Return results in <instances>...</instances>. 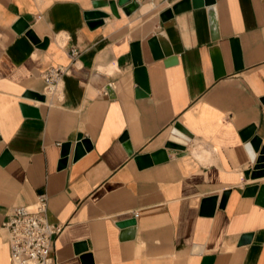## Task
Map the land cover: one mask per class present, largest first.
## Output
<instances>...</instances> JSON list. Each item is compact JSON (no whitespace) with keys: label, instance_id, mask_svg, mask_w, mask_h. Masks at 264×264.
Here are the masks:
<instances>
[{"label":"crops","instance_id":"1","mask_svg":"<svg viewBox=\"0 0 264 264\" xmlns=\"http://www.w3.org/2000/svg\"><path fill=\"white\" fill-rule=\"evenodd\" d=\"M137 1L0 0V264L4 222L39 194L55 264H264V166L246 147H264V0H189L166 20L184 0Z\"/></svg>","mask_w":264,"mask_h":264},{"label":"built area","instance_id":"2","mask_svg":"<svg viewBox=\"0 0 264 264\" xmlns=\"http://www.w3.org/2000/svg\"><path fill=\"white\" fill-rule=\"evenodd\" d=\"M77 54V50H71V56ZM63 72L61 68H51L43 75L47 94L59 92ZM46 212L45 194L37 195L31 204L12 209L3 225L7 229L11 264H55L51 252L60 227L47 221Z\"/></svg>","mask_w":264,"mask_h":264},{"label":"water","instance_id":"3","mask_svg":"<svg viewBox=\"0 0 264 264\" xmlns=\"http://www.w3.org/2000/svg\"><path fill=\"white\" fill-rule=\"evenodd\" d=\"M215 0H204V3L206 5H211L214 3ZM110 7L111 10L114 12L115 11V3L114 1H110ZM118 4L122 6V9L125 13L129 14L132 12L134 9H136L139 6V2L137 0H118ZM190 7L189 0H184L181 1L180 3L174 5L172 9H169L165 11L162 15L161 18L166 20L169 17L172 16L173 13L180 12L182 10H185ZM106 16V13L103 11L99 10H91L85 12V18L89 20V24L91 26H97L102 23L103 18ZM28 27L27 22L24 19H19L18 22L15 25V29L18 33L24 31ZM157 39L159 40L161 46H162V52L160 53L159 50H157V45L154 44V40L149 42V45L151 46V49L153 50L154 56H159L161 54H169L170 49L167 47V44L163 40V36H158ZM132 52H133V57L134 61L136 64L135 68V79L136 83L138 85V88L136 89V96H145L146 91H147V79L145 75V70L143 67H141V59H140V49H139V44L138 43H133L132 45ZM233 56L234 58L239 61L240 60V52L238 48V44L236 41L233 42ZM36 99L43 100L44 96L43 95H38L34 94ZM264 101V98H263ZM35 112V111H34ZM35 113H33L34 115ZM247 138H249L252 133L251 130L247 132ZM260 139L257 136H253L249 142L247 143V150L249 152L251 160L254 162L256 160L258 166H264V147H260ZM260 150V155L259 157H256V153ZM258 173H253L252 176L257 175ZM257 191V188L255 186L249 187L245 190L244 194L248 195H253ZM227 197V193L223 195L222 201H221V206L224 205L225 199ZM258 200H261L263 202L264 200V187H261V189L258 192ZM127 223H124L123 225H126Z\"/></svg>","mask_w":264,"mask_h":264}]
</instances>
